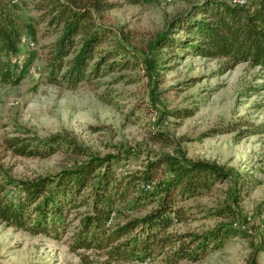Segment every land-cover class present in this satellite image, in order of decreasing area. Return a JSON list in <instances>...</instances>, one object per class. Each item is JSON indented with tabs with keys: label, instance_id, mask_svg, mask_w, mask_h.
<instances>
[{
	"label": "rangeland",
	"instance_id": "1",
	"mask_svg": "<svg viewBox=\"0 0 264 264\" xmlns=\"http://www.w3.org/2000/svg\"><path fill=\"white\" fill-rule=\"evenodd\" d=\"M36 1L19 0L22 11L36 17ZM75 1L81 5L86 0ZM193 1L198 0L117 1L114 7L94 13L108 30L96 49L122 44L129 62L112 71L105 70L104 63L97 77L74 88L44 81L41 69L59 30L40 22L33 44L23 41L19 53L12 56L16 61L34 52L27 73L16 85L0 83V170L15 179H31L87 158L71 147L46 156L16 155L4 144L5 138L13 136L33 139L31 143L52 136L65 138L91 156L119 158L117 172L139 170L147 161L178 156L179 151L188 160L214 164L237 175V199L232 206L237 215L232 221L236 232L221 247L201 259L176 264H264V70L247 63L226 69L222 58L182 55L168 59L165 49L159 51L165 60L154 68L153 80L140 64L149 52L148 44ZM174 109L191 115L167 113ZM154 130L168 141L152 140ZM232 188L229 177L215 182L207 192L184 199L179 203L185 209L183 220L171 223L166 232L200 233L228 222L229 217L217 209L229 201ZM153 205L140 206L128 215L141 216ZM66 236L54 240L0 223V264H81L67 249ZM89 259L91 264H164L158 255L106 263L102 256L90 253Z\"/></svg>",
	"mask_w": 264,
	"mask_h": 264
},
{
	"label": "trees",
	"instance_id": "2",
	"mask_svg": "<svg viewBox=\"0 0 264 264\" xmlns=\"http://www.w3.org/2000/svg\"><path fill=\"white\" fill-rule=\"evenodd\" d=\"M117 1L136 4L140 0H86L81 5L75 0H37L33 5L36 17L26 15L19 0H0V83L16 85L27 73L34 52L16 61L12 56L19 53L21 38L36 40L40 22L59 30L41 69L46 83L74 88L85 79L97 77L104 63L108 71L126 67L129 57L124 45L96 49L108 30L93 14L114 7ZM148 48L140 64L152 80L159 61L165 60L160 49H165L163 55L168 54V59L182 55L222 58L226 69L247 63L264 70V0H245L243 4L193 1L168 22ZM167 113L174 117L191 115L179 109ZM151 139L168 141L156 130ZM30 141L33 139L5 138V149L21 156H46L61 147H71L87 158L54 174L31 179H15L0 170V223L54 240L67 235V249L81 264L92 263L90 253L102 256L106 263L156 255L164 264L195 261L221 247L236 232L232 221L237 213L232 206L237 199V175L214 164L188 160L178 151V156L169 154L147 161L139 170L117 172L119 158L91 156L65 138ZM229 177L233 184L229 201L217 209L218 214L229 217L228 222L200 233L166 232L171 223L184 218L181 201L207 192L215 182ZM148 204L154 205L145 214L128 215V211Z\"/></svg>",
	"mask_w": 264,
	"mask_h": 264
},
{
	"label": "built area",
	"instance_id": "3",
	"mask_svg": "<svg viewBox=\"0 0 264 264\" xmlns=\"http://www.w3.org/2000/svg\"><path fill=\"white\" fill-rule=\"evenodd\" d=\"M231 1L234 2V3H238V4H243L245 0H231ZM23 41H26V43L28 45H32L33 44L31 41H29L27 39H24V38H21L20 39V43H22Z\"/></svg>",
	"mask_w": 264,
	"mask_h": 264
}]
</instances>
